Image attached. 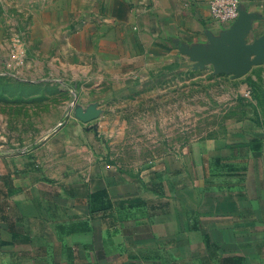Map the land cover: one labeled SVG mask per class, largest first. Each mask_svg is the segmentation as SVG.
<instances>
[{
    "label": "crops",
    "instance_id": "obj_1",
    "mask_svg": "<svg viewBox=\"0 0 264 264\" xmlns=\"http://www.w3.org/2000/svg\"><path fill=\"white\" fill-rule=\"evenodd\" d=\"M212 1L87 0L82 8L91 24L131 33L119 67L123 86L134 88L190 61L182 48L208 47L232 27L213 18ZM239 1L258 17L252 43L264 37V0ZM92 127L70 119L34 145L0 147V264H264L256 118L134 168L113 161Z\"/></svg>",
    "mask_w": 264,
    "mask_h": 264
},
{
    "label": "rangeland",
    "instance_id": "obj_2",
    "mask_svg": "<svg viewBox=\"0 0 264 264\" xmlns=\"http://www.w3.org/2000/svg\"><path fill=\"white\" fill-rule=\"evenodd\" d=\"M86 3L0 0V147H29L70 119L85 125L76 112L90 107L100 115L87 125L130 168L218 138L244 119L264 126V65L234 79L188 60L125 88L119 66L134 39L91 24Z\"/></svg>",
    "mask_w": 264,
    "mask_h": 264
},
{
    "label": "water",
    "instance_id": "obj_3",
    "mask_svg": "<svg viewBox=\"0 0 264 264\" xmlns=\"http://www.w3.org/2000/svg\"><path fill=\"white\" fill-rule=\"evenodd\" d=\"M258 17L239 9V17L232 27L219 38H210L208 47L182 48L181 53L194 64V68L213 66L215 74L231 75L239 79L249 74L254 67L264 65V37L249 43L253 30L252 22ZM100 111L90 107L78 109L76 118L85 124L98 118ZM97 131L96 126L92 127Z\"/></svg>",
    "mask_w": 264,
    "mask_h": 264
},
{
    "label": "built area",
    "instance_id": "obj_4",
    "mask_svg": "<svg viewBox=\"0 0 264 264\" xmlns=\"http://www.w3.org/2000/svg\"><path fill=\"white\" fill-rule=\"evenodd\" d=\"M213 18L220 23H234L239 17V0H213L210 4Z\"/></svg>",
    "mask_w": 264,
    "mask_h": 264
}]
</instances>
